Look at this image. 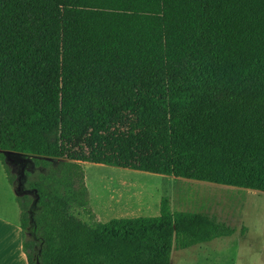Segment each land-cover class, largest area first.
<instances>
[{"label":"trees","instance_id":"1","mask_svg":"<svg viewBox=\"0 0 264 264\" xmlns=\"http://www.w3.org/2000/svg\"><path fill=\"white\" fill-rule=\"evenodd\" d=\"M6 152L44 169L16 195L28 264H171L232 236L168 198L99 222L82 163L264 192V0H0V162L17 187Z\"/></svg>","mask_w":264,"mask_h":264},{"label":"rangeland","instance_id":"2","mask_svg":"<svg viewBox=\"0 0 264 264\" xmlns=\"http://www.w3.org/2000/svg\"><path fill=\"white\" fill-rule=\"evenodd\" d=\"M11 166L9 163L15 176ZM82 168L89 207L99 222L157 217L161 200L168 198L172 210L204 212L236 229L230 237L186 250L174 249L171 264H264V192L100 164L82 163ZM42 171L30 170L24 185ZM10 189L19 220L16 193L22 192L16 186ZM80 219L86 220L83 216ZM242 226L246 227L243 235Z\"/></svg>","mask_w":264,"mask_h":264},{"label":"crops","instance_id":"3","mask_svg":"<svg viewBox=\"0 0 264 264\" xmlns=\"http://www.w3.org/2000/svg\"><path fill=\"white\" fill-rule=\"evenodd\" d=\"M10 188L0 169V264H28L21 248L22 233Z\"/></svg>","mask_w":264,"mask_h":264},{"label":"flooded vegetation","instance_id":"4","mask_svg":"<svg viewBox=\"0 0 264 264\" xmlns=\"http://www.w3.org/2000/svg\"><path fill=\"white\" fill-rule=\"evenodd\" d=\"M8 163L12 165L11 167H13L15 172L17 190L23 191V189H25V179L32 174L30 173V170L36 169L37 167H35L30 160L24 159L20 156L8 157ZM41 170L44 171L43 168H41Z\"/></svg>","mask_w":264,"mask_h":264},{"label":"water","instance_id":"5","mask_svg":"<svg viewBox=\"0 0 264 264\" xmlns=\"http://www.w3.org/2000/svg\"><path fill=\"white\" fill-rule=\"evenodd\" d=\"M4 155L8 158V157H12V156H20V157H22V158H24V159H28V160H32V157H25V156H22V155H15L13 152H6V153H4ZM7 158H6V163H8V160H7ZM33 164V163H32ZM34 165V164H33ZM250 191H252V190H250ZM15 193H16V191H15ZM16 195H17V193H16Z\"/></svg>","mask_w":264,"mask_h":264}]
</instances>
